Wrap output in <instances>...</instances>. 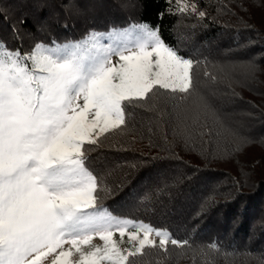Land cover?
Here are the masks:
<instances>
[{"label": "snow or ice", "instance_id": "1", "mask_svg": "<svg viewBox=\"0 0 264 264\" xmlns=\"http://www.w3.org/2000/svg\"><path fill=\"white\" fill-rule=\"evenodd\" d=\"M174 2L180 14L205 19L195 0ZM13 34L21 39L15 26ZM201 63L147 23L27 50L0 39V264H149L143 258L168 257L169 245L192 247L167 228L104 207L102 199L114 193L89 164L107 140L135 130L134 109L162 116V106L170 107L186 143L196 131L217 141L234 135L200 123L209 111L196 97ZM125 236L128 248L121 247ZM204 248L219 251L215 242Z\"/></svg>", "mask_w": 264, "mask_h": 264}, {"label": "trees", "instance_id": "2", "mask_svg": "<svg viewBox=\"0 0 264 264\" xmlns=\"http://www.w3.org/2000/svg\"><path fill=\"white\" fill-rule=\"evenodd\" d=\"M195 2L205 19L180 14L174 0H0V39L27 50L147 23L180 55L202 61L196 97L209 111L200 123L234 135L217 141L196 131L186 143L170 107L162 116L134 109L135 130L107 140L89 167L114 193L101 201L114 215L192 245H169L168 257L143 258L149 264H264V0ZM184 107L194 112L192 100ZM212 242L219 251L201 250Z\"/></svg>", "mask_w": 264, "mask_h": 264}, {"label": "rangeland", "instance_id": "3", "mask_svg": "<svg viewBox=\"0 0 264 264\" xmlns=\"http://www.w3.org/2000/svg\"><path fill=\"white\" fill-rule=\"evenodd\" d=\"M189 3H191V0H189ZM198 11H202V10L198 7ZM97 33H105V32H99V31H98ZM113 59L115 60V58H113ZM150 238H152V239H157L154 235H153L152 237H150ZM115 239H117V240L120 239L118 234L116 235ZM92 243L95 244V245H99V244H101V242L99 241L98 238H97V239H94V240L92 241ZM130 246H131V245H130V243L128 242V238H127V236H125V238H124V242L121 244V247H122V248H128V247H130Z\"/></svg>", "mask_w": 264, "mask_h": 264}, {"label": "built area", "instance_id": "4", "mask_svg": "<svg viewBox=\"0 0 264 264\" xmlns=\"http://www.w3.org/2000/svg\"><path fill=\"white\" fill-rule=\"evenodd\" d=\"M175 7L177 8V5H175Z\"/></svg>", "mask_w": 264, "mask_h": 264}]
</instances>
